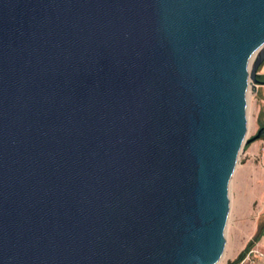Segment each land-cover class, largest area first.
Listing matches in <instances>:
<instances>
[{"label":"water","instance_id":"95a60500","mask_svg":"<svg viewBox=\"0 0 264 264\" xmlns=\"http://www.w3.org/2000/svg\"><path fill=\"white\" fill-rule=\"evenodd\" d=\"M263 61L264 0H0V264H217Z\"/></svg>","mask_w":264,"mask_h":264},{"label":"rangeland","instance_id":"374dc122","mask_svg":"<svg viewBox=\"0 0 264 264\" xmlns=\"http://www.w3.org/2000/svg\"><path fill=\"white\" fill-rule=\"evenodd\" d=\"M251 88L247 97L246 142L239 153L238 161L229 182V212L225 226V245L222 259L217 264L233 262L251 241H256L264 227V159L262 148L252 160L245 156L255 143L264 137L252 140L257 133L250 105ZM258 238L256 239V237Z\"/></svg>","mask_w":264,"mask_h":264},{"label":"crops","instance_id":"0c3cea01","mask_svg":"<svg viewBox=\"0 0 264 264\" xmlns=\"http://www.w3.org/2000/svg\"><path fill=\"white\" fill-rule=\"evenodd\" d=\"M259 76H262L261 80H264V61L259 66L257 71ZM250 105L252 110V116L254 119V126L256 125L258 128L257 132L260 128V124L264 125V84L257 85L254 90H251V99ZM264 137V132L260 136V138ZM259 139V138H258ZM262 148L263 159H264V141L261 140V143H255L251 147H249L248 151L245 152V156L252 160L255 156V153L258 149ZM251 247H257L261 251L264 250V227L261 230V234L259 238L253 243ZM255 264H264V257H257L255 260Z\"/></svg>","mask_w":264,"mask_h":264},{"label":"built area","instance_id":"2783aa9c","mask_svg":"<svg viewBox=\"0 0 264 264\" xmlns=\"http://www.w3.org/2000/svg\"><path fill=\"white\" fill-rule=\"evenodd\" d=\"M257 257H264V250L261 251L257 247H250L236 264H255Z\"/></svg>","mask_w":264,"mask_h":264},{"label":"trees","instance_id":"16d2710c","mask_svg":"<svg viewBox=\"0 0 264 264\" xmlns=\"http://www.w3.org/2000/svg\"><path fill=\"white\" fill-rule=\"evenodd\" d=\"M258 78L261 80V78H263V77L258 75ZM260 127L264 128V125L260 124ZM257 238H258V236L256 237V239ZM253 243H254V241L249 242L247 247L245 248V250L233 262H231L229 264H236L241 259V257L245 253V251L253 245Z\"/></svg>","mask_w":264,"mask_h":264},{"label":"bare ground","instance_id":"6f19581e","mask_svg":"<svg viewBox=\"0 0 264 264\" xmlns=\"http://www.w3.org/2000/svg\"><path fill=\"white\" fill-rule=\"evenodd\" d=\"M256 52H257V51H256ZM256 52L253 54V56H252V58H251V61H252V59L255 57ZM249 92H250V87L248 88L247 97H248ZM221 259H222V258H221Z\"/></svg>","mask_w":264,"mask_h":264}]
</instances>
